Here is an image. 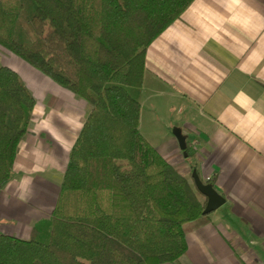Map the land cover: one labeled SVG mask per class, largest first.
Returning a JSON list of instances; mask_svg holds the SVG:
<instances>
[{"label":"trees","instance_id":"obj_1","mask_svg":"<svg viewBox=\"0 0 264 264\" xmlns=\"http://www.w3.org/2000/svg\"><path fill=\"white\" fill-rule=\"evenodd\" d=\"M194 1L0 0V46L91 106L49 241L39 228L0 234V264H176L186 254L187 234L210 220L206 199L139 124L148 49ZM35 106L20 74L0 66V188Z\"/></svg>","mask_w":264,"mask_h":264},{"label":"crops","instance_id":"obj_2","mask_svg":"<svg viewBox=\"0 0 264 264\" xmlns=\"http://www.w3.org/2000/svg\"><path fill=\"white\" fill-rule=\"evenodd\" d=\"M2 65L20 74L36 106L13 176L0 188V234L29 239L39 228L47 236L91 106L8 51ZM147 104V124L164 129L158 142L142 131ZM174 127L195 156L166 135ZM139 130L194 187L195 172L226 199L187 234L176 264H264V0H195L154 40Z\"/></svg>","mask_w":264,"mask_h":264},{"label":"water","instance_id":"obj_3","mask_svg":"<svg viewBox=\"0 0 264 264\" xmlns=\"http://www.w3.org/2000/svg\"><path fill=\"white\" fill-rule=\"evenodd\" d=\"M175 134L178 138L179 145L184 153V156L188 157L186 137L176 131ZM192 177L194 179V185L197 191L202 194L206 199L204 214H211L225 204V197L216 190L212 183H207L203 181L200 176L195 172L192 174Z\"/></svg>","mask_w":264,"mask_h":264},{"label":"rangeland","instance_id":"obj_4","mask_svg":"<svg viewBox=\"0 0 264 264\" xmlns=\"http://www.w3.org/2000/svg\"><path fill=\"white\" fill-rule=\"evenodd\" d=\"M1 49H4V51H8L6 50L5 48H3L2 46H0ZM4 51L3 50H0V58H4ZM3 53V54H2ZM30 65V64H29ZM31 66V65H30ZM39 71V70H38ZM43 74V73H42ZM178 108V107H177ZM144 123H143V129L142 131L149 136V138H151V140H153L154 142H158L160 139H161V133L164 131V129H159V128H154V127H151L150 125L147 124V117L149 116L150 114V111H149V104H147L144 108ZM175 130H176V127L172 128V129H169V133H167L166 135H168L169 137L172 136V135H176L175 134ZM160 133V135H159ZM153 134V136H152ZM166 137V136H165ZM178 168V167H177ZM180 169V168H179ZM181 172V170H180ZM189 176V175H188ZM190 177V176H189ZM202 195V194H201ZM205 198V197H203ZM221 208V207H220ZM219 208V209H220ZM210 215V214H208ZM39 240L43 241V242H48L49 241V235L47 234V236H45L44 234L40 235L38 237Z\"/></svg>","mask_w":264,"mask_h":264}]
</instances>
